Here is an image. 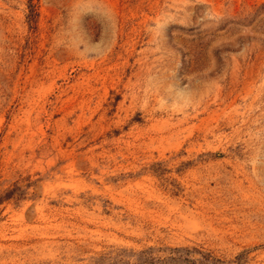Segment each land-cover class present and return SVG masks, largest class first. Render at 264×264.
<instances>
[{
  "label": "rangeland",
  "instance_id": "374dc122",
  "mask_svg": "<svg viewBox=\"0 0 264 264\" xmlns=\"http://www.w3.org/2000/svg\"><path fill=\"white\" fill-rule=\"evenodd\" d=\"M0 264H264V0H0Z\"/></svg>",
  "mask_w": 264,
  "mask_h": 264
}]
</instances>
